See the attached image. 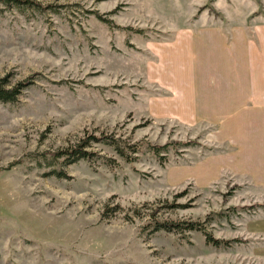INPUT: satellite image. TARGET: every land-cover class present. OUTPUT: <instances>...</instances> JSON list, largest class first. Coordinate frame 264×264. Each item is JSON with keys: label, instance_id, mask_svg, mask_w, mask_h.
Returning <instances> with one entry per match:
<instances>
[{"label": "rangeland", "instance_id": "374dc122", "mask_svg": "<svg viewBox=\"0 0 264 264\" xmlns=\"http://www.w3.org/2000/svg\"><path fill=\"white\" fill-rule=\"evenodd\" d=\"M33 1L0 3V78L26 83L0 100V264H264V190L212 182L209 127L146 106L157 43L264 0ZM89 133L114 140L53 157Z\"/></svg>", "mask_w": 264, "mask_h": 264}, {"label": "crops", "instance_id": "0c3cea01", "mask_svg": "<svg viewBox=\"0 0 264 264\" xmlns=\"http://www.w3.org/2000/svg\"><path fill=\"white\" fill-rule=\"evenodd\" d=\"M248 14L206 13L157 43L149 79L160 93L146 106L153 118L209 127L208 141L224 147L207 156L212 182L228 175L264 190V16Z\"/></svg>", "mask_w": 264, "mask_h": 264}, {"label": "trees", "instance_id": "16d2710c", "mask_svg": "<svg viewBox=\"0 0 264 264\" xmlns=\"http://www.w3.org/2000/svg\"><path fill=\"white\" fill-rule=\"evenodd\" d=\"M0 3H4L6 5L15 4V5H30V6H41L39 3L33 0H0ZM26 85L25 82H18L12 87H8V83L6 79L0 78V100L1 101H13L16 99L17 95L21 92L22 88ZM110 138L114 140L111 135H103L99 134L96 135L94 133L86 134L83 137H80L70 145L63 147L55 152H53V157L55 159L63 158L65 161L64 163H72L81 158H88L92 156L94 153L89 149V146L92 142H100L104 139ZM193 141L188 140L183 142V144H191ZM154 148L156 150L159 149H166L167 145L158 146L155 145ZM59 176H62L58 172ZM179 226L178 223L172 221H157L155 225V229H165V230H172ZM192 228L194 225L191 223Z\"/></svg>", "mask_w": 264, "mask_h": 264}]
</instances>
